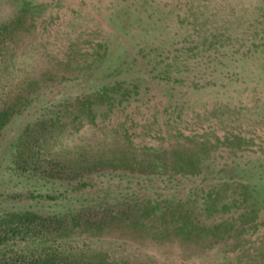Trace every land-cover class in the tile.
Instances as JSON below:
<instances>
[{
  "label": "rangeland",
  "instance_id": "obj_1",
  "mask_svg": "<svg viewBox=\"0 0 264 264\" xmlns=\"http://www.w3.org/2000/svg\"><path fill=\"white\" fill-rule=\"evenodd\" d=\"M22 1L38 7L33 26L26 22L19 27L11 44L16 69H7L12 51L0 57V105L24 90L0 132V225L22 231L8 220L12 212L47 216L84 209L90 217L108 215L97 220L103 230L82 236L99 231L94 235L99 236L97 248L112 258L136 264H264V41L259 46L258 39L264 34V0H0V24L15 19ZM191 2L205 5L211 20L206 28L219 25L227 41L196 47ZM156 10L161 28L149 36L143 22ZM152 16L150 23L158 17ZM104 41L102 64L84 68L92 49ZM181 51H187L185 68L157 77L156 70ZM118 64L125 70L110 74ZM90 69L94 71L86 76ZM35 76L38 82L29 84ZM109 79L138 88L124 96L118 93L112 110L100 108L93 123L74 120L72 132L50 143L67 137L76 143H101L104 137L110 141V135L119 134L111 126L121 124L138 148L167 147L183 135L201 139L207 133L220 140L238 134L245 141L239 147L225 143L211 148L198 174L101 168L84 175L87 184L80 188L70 187L74 181L29 175L12 164V144L28 124L55 111L60 120L70 119L76 99ZM224 177L234 180L225 200L236 197L238 185L247 181L254 191L250 203H258L256 218L249 219L241 235L234 233L221 243H194L177 232L166 233L162 221L154 218L168 207L177 208L181 200L185 208L189 202L191 219L198 223L216 224L223 218L238 224L243 206L223 214H196L204 194ZM238 198L236 204L242 200ZM119 210L122 219L115 214ZM39 243L17 236L0 245V256L38 249Z\"/></svg>",
  "mask_w": 264,
  "mask_h": 264
},
{
  "label": "trees",
  "instance_id": "obj_2",
  "mask_svg": "<svg viewBox=\"0 0 264 264\" xmlns=\"http://www.w3.org/2000/svg\"><path fill=\"white\" fill-rule=\"evenodd\" d=\"M37 7L27 1H22L19 13L15 16V19L0 24V57L3 56V53H7L8 50L12 51L8 54L10 62L7 60V63L10 64V67H7L9 71L16 69V63H14L13 59L16 52L11 48V44L15 42L14 37L19 27H22L26 22H29V26H33V18L36 13L34 9ZM189 10L193 18L192 21L197 28L195 30L196 34L199 35L197 36L198 40H195L194 43L196 47L205 44H209V46L218 44L219 46L227 41L229 36L220 32L221 28L219 25H209L206 28L211 20L205 15V5L191 2ZM152 12L151 16H148L143 22L146 26L148 25L145 33L149 36H151V32H155L156 28L160 27L162 22V20L159 22L161 13L157 10L156 13L155 11ZM152 15H157L158 17L154 18L150 23ZM199 15L202 18L199 19ZM156 39L153 38V40ZM258 39L262 40L259 43V46H262L264 34L259 35ZM233 42L237 43L236 39ZM98 45V47L92 49L91 60L84 61V68H90L93 64H96L95 68H97V65L102 64L103 58L107 54V43L104 41L98 43ZM189 50L190 48H188ZM186 54L187 51H181L170 57L158 71L156 70L157 77L167 78L170 77L173 71L181 72L186 65ZM66 64L69 66L67 69H71L70 64ZM80 66L82 67V65H79V69ZM49 70L43 71L40 75L44 76ZM124 70L123 64H118L110 74L122 73ZM93 71L90 69L86 76ZM35 82H38L37 76L29 84L33 85ZM124 84L116 79L103 80L97 86L90 87V92L76 99L71 105L70 119L60 120V113L55 111L52 116L44 117L33 124H28L12 144V164L17 166L21 172L25 171L29 175H40L47 179L53 178L67 182V184H71L70 182L74 181L75 184L70 185V187L80 188L87 184L82 179L84 175L98 171L101 168L125 169L138 172H165L181 175L198 174L211 148L225 143L233 147H239L240 142L242 140L243 142L245 141L238 134H229L223 140H220L207 133L202 135L201 139L194 135L188 138L183 135L179 139H175L167 147L138 148L129 140L127 128L125 129L121 124L114 127L111 126V130L119 134L116 136L110 135V141L106 140L107 137H104L101 143H92L91 141L76 143L72 138L69 139L67 137L63 142H57L58 144L50 143L51 140L60 138V134L72 132L74 130V120H77L78 124L93 123L100 114V108L105 107V112L112 110L118 93L124 96L127 93L130 94L132 91H136L138 88L136 84L130 83V88L124 86ZM23 92L24 90L22 89L20 92L12 93L8 100L2 106L0 105V132L3 125L10 118V110L19 103V97L22 96ZM67 128L70 129L67 130ZM233 181L231 177H224L217 184L212 185L210 190L205 191L206 193H203V202L202 204L199 203L196 214L204 213L208 216L215 212L223 214L225 211L231 210L232 207L243 206V212L239 213L240 221L238 224L234 220L228 221L223 218L216 224L206 225L198 223L191 219L193 210L189 202L187 203L188 207L185 208L181 200L176 203L177 208L175 206L168 207L160 212L159 215L155 214L154 218L160 222L162 221L161 228L166 233L177 232L178 235L188 236L194 243L195 241L208 244L221 243L233 237L234 233L241 235L246 227L249 228L250 225L245 226L249 219L254 220L256 218V205L258 203L253 199L250 203V196L254 191L251 184L247 181L238 185L239 194L236 197H232L231 201L225 200L226 188ZM238 196V199L241 198L242 200H239V204H236ZM47 197L50 198L51 196L47 195ZM172 201L174 202V200ZM170 204L173 205V203ZM91 211L94 212L95 210ZM115 214L122 219L121 210ZM100 216L90 217L88 210L84 209L47 216L30 211L12 212L8 220L16 222L18 226L20 225L22 231H18L7 223H3L0 225V245L8 239L17 236L22 238L29 236L40 240L42 243H39L38 249L25 251L26 253L21 250L18 253L9 254L7 258L2 255L0 256V264H136L132 262L134 261L133 259L112 258L97 248L98 241L96 238H99V236L94 235L97 234L96 232L99 235V231H94L88 237L82 236L88 230H103L105 228L97 220L108 215ZM165 219L169 220L165 222ZM88 220L92 222H88ZM83 237L87 240H83ZM47 243L50 244L49 249L44 247Z\"/></svg>",
  "mask_w": 264,
  "mask_h": 264
}]
</instances>
